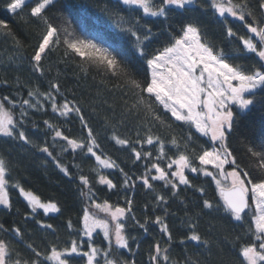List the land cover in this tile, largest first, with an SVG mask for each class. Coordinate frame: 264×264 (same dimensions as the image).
Masks as SVG:
<instances>
[{
  "label": "snow or ice",
  "instance_id": "obj_1",
  "mask_svg": "<svg viewBox=\"0 0 264 264\" xmlns=\"http://www.w3.org/2000/svg\"><path fill=\"white\" fill-rule=\"evenodd\" d=\"M80 7L82 11H74L72 0H8L5 6L39 29L27 60L41 82L22 83L17 77L9 94L0 96V137L46 154L65 177L77 181L84 206L75 225L68 219L67 238L61 240L58 229L47 222L64 214L59 201H44L11 181V163L0 154V206L10 212V190L17 189L28 209L23 223H0V264H138L142 241L131 230L150 234L151 226H158L159 237L148 246L146 264H181L171 255L175 240L168 205L189 190L202 200L195 212L185 211L180 244L195 242L210 251L219 233L235 250L237 264H264V0H255V9L252 0H108L98 7L117 29L118 43L102 31L100 16L90 14L83 3ZM196 11L212 13L225 47L208 41L199 19L187 15ZM177 13L185 15L175 27L170 20ZM233 20L245 34L234 29ZM0 38L17 46L8 59L22 62L25 46L4 19ZM156 42L162 46L150 50ZM69 62L78 66L73 73L78 81L92 72L101 76L96 87L103 92L82 90L78 96L65 88L60 65L66 70ZM53 69L55 76L48 78ZM2 83L11 87L6 79ZM254 111L261 113L258 122L246 121ZM36 114L52 119L43 118L41 129ZM100 115L105 133L112 130L108 138L129 153L133 168L143 169L139 174L125 171L104 152L90 123ZM73 120L79 121V136L64 127ZM118 127L129 134L122 137ZM162 128L167 129L164 137ZM31 129L44 137L42 143L33 141ZM67 154L94 158V178L76 164L62 163ZM107 170H116L119 181ZM201 176L211 178L218 198L195 183ZM157 183L163 191L155 190ZM97 185L123 193V204L98 202ZM138 185L154 193L151 211L160 215L137 217ZM149 208L144 205L145 213ZM206 216L210 219L202 232L200 221ZM29 223L35 231H29ZM97 229L104 246L97 243ZM37 232L44 234L39 243ZM182 264H207V257H186Z\"/></svg>",
  "mask_w": 264,
  "mask_h": 264
},
{
  "label": "trees",
  "instance_id": "obj_2",
  "mask_svg": "<svg viewBox=\"0 0 264 264\" xmlns=\"http://www.w3.org/2000/svg\"><path fill=\"white\" fill-rule=\"evenodd\" d=\"M8 0H0V19L6 20L13 30L16 32L19 40L24 44V49L22 53L24 60L22 62L12 63L8 58L15 55V48L17 47L11 39L4 40L0 38V96L7 95L15 87L16 79L19 77L22 83H31L39 84L41 81L38 79L36 74H33L30 70V65L28 64L27 57L31 53V47L38 41V31L35 25H27L21 19L19 15H13L6 11L5 6ZM108 0H72L74 11H82L81 4L86 5V10L93 16H100L104 23L102 31L105 35L113 41V43H118L120 41V36L117 29L115 28L112 21L107 17L102 16L99 11V7L104 6ZM99 6V7H98ZM252 7L255 9V0H252ZM27 11V9H25ZM52 15H55V10H53ZM185 14L177 13L175 16L171 17L170 22L173 26L178 27L181 19L184 18ZM187 15H192L199 19L203 29L206 32V39L215 43L217 46L223 48L226 44V38L221 30L220 24L213 17L211 12L196 11L189 13ZM232 26L234 29L238 30V33L243 35L245 30L242 28L241 24L236 21H232ZM167 27L166 25L164 26ZM158 30V29H157ZM161 41L164 40V37L160 38ZM162 46V43L156 42L150 46L151 48H159ZM58 59V56L54 55L52 61L55 62ZM247 63V61H245ZM60 70L63 73L61 82L65 88L74 89L79 96L81 91H85L90 95H95L97 92H103V89H98L96 85L102 82V77L97 75L95 72L89 74L88 79L77 80V77L73 75L74 72L78 71V66L74 62H69L67 69L65 70L64 65H60ZM55 69H53L51 75L48 78L55 76ZM9 81L8 86L3 85L4 80ZM46 80L44 81L46 85ZM111 87V85H109ZM41 90H46L41 88ZM27 90H25L26 95ZM105 96H109L108 93H104ZM109 99H115V97L109 96ZM90 112V109L85 106L86 115ZM261 113L259 111H254L249 114L246 118V121L256 120L258 122ZM48 118L52 119L51 116L41 117L40 114H36V119L39 122V126L42 129V119ZM90 123L93 125L94 131L99 134L100 142L104 152L110 156L113 160H116L121 167L125 168V171L136 172L139 174V171L143 169L137 166L136 168L132 167L131 157L128 152L120 150L119 146L114 145L108 137L111 136L112 130L110 129L107 133L104 131L103 116H94L90 119ZM64 127L71 130V134L79 136L80 125L78 120H73L71 123L65 122ZM118 134L122 137L128 135V131L124 127H118L116 129ZM159 134L164 137L167 135V129H160ZM31 138L35 143H42L44 137L37 131V129H31ZM206 139V138H204ZM203 142V141H201ZM234 145L236 141H233ZM0 154H4L6 158L11 163V181H19L26 189L32 190L35 194L39 195L42 200L47 201L49 199H55L59 201L60 205L63 208L64 214L56 215L54 219L48 220L47 222L52 223L54 227L58 229V235L61 240L67 238V232L65 230V225L70 218L74 225L81 213V208L84 206V201L81 200L80 194L77 190V181L70 180L68 177H65L55 166L52 164L50 158L46 154L38 152L35 148L31 146H24L18 142H13L8 138L0 137ZM171 154V153H170ZM238 155L240 153H237ZM55 155V153H54ZM62 163L69 165L76 164L79 166V169H82V174L90 175V178H94V173L92 169L95 168L96 162L94 158L92 159H83L81 157H74L71 154L64 156ZM47 165L46 167L44 165ZM73 173L78 171L77 168L71 169ZM112 173L114 177V182L119 181V173L116 170H107ZM107 174V172L105 173ZM200 186H204L208 192V196L217 195L214 192L215 184L211 181L210 177H200L195 181ZM98 189V202H102L104 199L109 200V203L123 204L121 199L123 193L117 195L115 192H108L104 186H96ZM155 190L157 192L163 191L160 183L155 185ZM154 193L149 192L139 185L135 189V207L134 211L138 218H143L145 214L149 216L160 215L161 212L157 211L155 214L151 211L152 197ZM10 199L13 204L12 210L6 211L0 206V223H3L5 227H10L15 221L23 223V215L28 211L26 207V202L23 197L19 195L17 189L10 190ZM202 197L199 193L194 191H185L181 193V197L173 199L170 201L168 207L169 211L173 213L168 217L169 225L174 234V246L172 248V257L174 260L182 262L186 257H197L203 261L207 257V264H237V257L235 250L231 248V245L223 243L222 237L219 233L215 234L214 239L216 243L211 247L210 251L206 250L201 246H197L195 242H188L187 244H180L179 240L185 233V228L181 223V220L184 218L185 211L195 212L197 210V205L201 202ZM149 204L150 208L145 213L144 205ZM102 218V216H101ZM209 217H204L200 221V229L202 232H205L208 225ZM33 224H28L29 231H35ZM97 232L100 233L97 237V243L104 246L102 242V232L100 229H97ZM150 234H144L135 230H131V235L137 236L138 239L142 241V246L139 249V255L136 257L138 264H146L147 262V249L148 246L152 243L154 238L159 237L158 226H151L149 228ZM44 235L43 233H36L37 243H39V236ZM49 239L52 237L49 236ZM13 243H16L13 241ZM17 247H22L17 244ZM134 247V245H133ZM121 253H127V250H121Z\"/></svg>",
  "mask_w": 264,
  "mask_h": 264
},
{
  "label": "rangeland",
  "instance_id": "obj_3",
  "mask_svg": "<svg viewBox=\"0 0 264 264\" xmlns=\"http://www.w3.org/2000/svg\"><path fill=\"white\" fill-rule=\"evenodd\" d=\"M101 216H102V218H103V214H102V213L100 214V217H101Z\"/></svg>",
  "mask_w": 264,
  "mask_h": 264
}]
</instances>
